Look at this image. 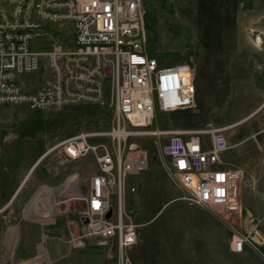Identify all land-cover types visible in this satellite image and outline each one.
Returning a JSON list of instances; mask_svg holds the SVG:
<instances>
[{
	"label": "rangeland",
	"instance_id": "1",
	"mask_svg": "<svg viewBox=\"0 0 264 264\" xmlns=\"http://www.w3.org/2000/svg\"><path fill=\"white\" fill-rule=\"evenodd\" d=\"M142 2L149 54L160 63H189L195 70L192 108L159 114L155 125L227 127L229 149L223 160L228 167L241 171L243 212L239 216L192 203L188 192L171 177L168 158L159 154L150 137H142L138 143L148 152V166L139 176H128L124 183L126 219L138 225L137 242L131 252L133 262L264 264V241L254 246L245 243L240 253L230 249L233 237L248 233L249 216L264 239V104L251 115L264 100V38L261 45L255 46L249 35V19L256 13L262 17L264 33V0ZM65 32L51 31L53 38L40 35L31 39L30 50L40 53L39 70L17 76V82L28 91L39 89L49 77L43 53L51 51L55 41L70 39ZM111 122L108 92L100 105L47 110L3 105L0 188L13 186L16 177L28 173L34 160L58 141L80 132L107 129ZM95 172L90 156L69 161L57 149L50 152L33 169L28 182L38 177L40 181H58L60 188L65 186L66 192L59 195L64 219L55 230L24 235L22 245L17 247V234L5 236L4 228L17 223L18 218H0V264H115L112 240L88 239L79 247L70 241L77 235L83 197ZM34 237L33 249L28 251L26 245ZM10 238L14 240L12 245L5 243Z\"/></svg>",
	"mask_w": 264,
	"mask_h": 264
},
{
	"label": "built area",
	"instance_id": "2",
	"mask_svg": "<svg viewBox=\"0 0 264 264\" xmlns=\"http://www.w3.org/2000/svg\"><path fill=\"white\" fill-rule=\"evenodd\" d=\"M144 18L142 0H0V108L61 109L103 104L106 92L111 98L107 129L70 135L45 152L57 149L69 161L93 159L96 172L70 241L79 247L88 239L112 240L115 264H134L138 225L126 219L124 183L148 166V152L138 143L142 137H150L168 158L171 177L192 203L239 216L243 212L241 171L222 158L229 149L227 127L155 125L159 114L192 108L195 70L189 63H160L149 54ZM51 31H66L70 39L55 41L43 53L49 77L28 91L17 76L39 70L40 53L30 50V41L40 35L53 38ZM249 35L255 46L262 44L263 32L250 28ZM246 221L248 233L232 239L234 253L242 252L245 243L264 241L253 219Z\"/></svg>",
	"mask_w": 264,
	"mask_h": 264
},
{
	"label": "crops",
	"instance_id": "3",
	"mask_svg": "<svg viewBox=\"0 0 264 264\" xmlns=\"http://www.w3.org/2000/svg\"><path fill=\"white\" fill-rule=\"evenodd\" d=\"M253 12L255 11L253 10ZM249 22V28L262 31V17L259 14L256 13L255 18L253 17L249 19ZM263 38L264 37L262 36V42ZM263 104L264 100L251 115L256 113ZM251 115H249V117ZM44 154L45 152L41 153L39 157L34 160L29 175L28 173L30 170L27 171L28 173L25 175L16 177V183L13 186L10 185L5 189L0 188V218L9 221L12 218H18L17 223L4 228V235L7 236L9 234L10 236H16L17 234L19 238L17 241V247L22 245L21 238L24 235L35 236V231L37 233V230H41L42 232L44 230H55L58 223L64 219L63 213L65 212L61 211L59 208L60 203L63 201L60 200L59 195L66 192L64 189L65 186L63 185L64 187L62 186L60 188L58 181L52 179L50 181H40L38 177L33 178L31 183L28 182L33 169L48 155L42 157ZM29 187L33 188L32 191H30L31 189H28ZM35 239L36 237L28 243L29 245H26L28 251L33 249ZM13 242V238H10L9 240L5 239V243L9 245H12Z\"/></svg>",
	"mask_w": 264,
	"mask_h": 264
},
{
	"label": "bare ground",
	"instance_id": "4",
	"mask_svg": "<svg viewBox=\"0 0 264 264\" xmlns=\"http://www.w3.org/2000/svg\"><path fill=\"white\" fill-rule=\"evenodd\" d=\"M52 150V149H51ZM51 150H48L47 152H45V154L42 156V157H44L45 155H47V154H49L50 152H51ZM30 172H31V170H30ZM30 172H29V174H30ZM28 174V175H29Z\"/></svg>",
	"mask_w": 264,
	"mask_h": 264
},
{
	"label": "water",
	"instance_id": "5",
	"mask_svg": "<svg viewBox=\"0 0 264 264\" xmlns=\"http://www.w3.org/2000/svg\"><path fill=\"white\" fill-rule=\"evenodd\" d=\"M109 215H110V212H109V213H107L106 217H109Z\"/></svg>",
	"mask_w": 264,
	"mask_h": 264
}]
</instances>
